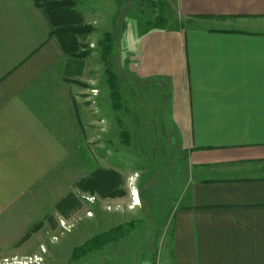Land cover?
Listing matches in <instances>:
<instances>
[{"label": "crops", "instance_id": "0c3cea01", "mask_svg": "<svg viewBox=\"0 0 264 264\" xmlns=\"http://www.w3.org/2000/svg\"><path fill=\"white\" fill-rule=\"evenodd\" d=\"M76 1L98 29L95 0ZM161 1L167 26L145 19L125 40L123 23L115 54L121 73L163 88L165 115L185 139L188 179L170 216L168 262L138 264H264V0ZM73 76L34 1L0 0V258L36 254L50 264L40 246L52 228L41 222L24 234L40 222L29 204L60 173L70 154L63 140L76 136Z\"/></svg>", "mask_w": 264, "mask_h": 264}, {"label": "rangeland", "instance_id": "374dc122", "mask_svg": "<svg viewBox=\"0 0 264 264\" xmlns=\"http://www.w3.org/2000/svg\"><path fill=\"white\" fill-rule=\"evenodd\" d=\"M139 2L147 12L150 10L143 0H118V14L112 27L108 26L107 8L114 7L113 0H95L94 6L102 11L98 29L85 23L82 17L85 24L92 26V31L78 38V53L83 57L78 60L80 72H76L70 83L79 107L76 136L63 140L70 154L62 162L60 173L50 174L40 194H36L38 199L29 204L37 211L34 216L39 215L40 222H35L24 234V240L28 239L41 222L55 227L44 236L45 246H40V251L49 255L50 264H138L149 257L168 262L170 216L188 179L187 149L179 128L165 115L163 88L154 83L136 82L121 73L122 64L115 53L119 48V33L125 27L123 23L127 24L123 32L126 40L148 19L147 12L136 10ZM81 7L79 4L78 8ZM78 8L76 5L79 11ZM128 13H139L142 20L129 19ZM152 13L150 20L155 24L156 13ZM106 32L111 33L114 45L104 60L100 42ZM108 66L116 77L118 107L114 106L108 84ZM65 74L72 76L71 72ZM97 168L119 174L121 195L101 196L78 189V182ZM133 192H137L138 198H134L137 204L133 202ZM67 194L78 199L76 207L60 204ZM58 205L64 211H59ZM135 219H141L142 225L117 244L77 260L71 258L72 238L78 246L100 231ZM70 232L72 240L68 244ZM42 261L44 258L36 254L0 258V264H43Z\"/></svg>", "mask_w": 264, "mask_h": 264}, {"label": "trees", "instance_id": "16d2710c", "mask_svg": "<svg viewBox=\"0 0 264 264\" xmlns=\"http://www.w3.org/2000/svg\"><path fill=\"white\" fill-rule=\"evenodd\" d=\"M35 6L45 15L49 25L50 37H55L60 45L63 54L67 60L73 64L74 72H80V62L83 54L78 53L80 47L78 38L92 31V26L83 22L81 13L76 9V0H33ZM148 3L150 12L156 13V23L146 19L148 27L165 28L167 20L164 18V3L162 1L154 2L153 0H143ZM103 47L102 59L107 60L113 49V40L110 32L104 33V40L100 42ZM108 84L111 87V96L115 107H118V94L116 91V77L113 76L108 66L106 69ZM119 174L116 171L97 168L88 176L78 182V189L82 191L96 192L101 196L121 195ZM64 206L76 207L77 198L67 194L63 199ZM59 203V202H58ZM59 207V205H58ZM59 211H64L61 206ZM142 225L141 219H135L128 222L119 223L111 226L107 230L100 231L92 235L89 239L75 247L72 251L71 258L74 260L87 256L90 253L101 250L108 245H115L120 240L130 236L132 232Z\"/></svg>", "mask_w": 264, "mask_h": 264}, {"label": "built area", "instance_id": "2783aa9c", "mask_svg": "<svg viewBox=\"0 0 264 264\" xmlns=\"http://www.w3.org/2000/svg\"><path fill=\"white\" fill-rule=\"evenodd\" d=\"M132 196H133V202H134V201H135L134 198L137 196V192H136V193L133 192ZM134 203H135V202H134ZM6 264H12V263H9V262H8V263H6Z\"/></svg>", "mask_w": 264, "mask_h": 264}, {"label": "bare ground", "instance_id": "6f19581e", "mask_svg": "<svg viewBox=\"0 0 264 264\" xmlns=\"http://www.w3.org/2000/svg\"><path fill=\"white\" fill-rule=\"evenodd\" d=\"M136 197L138 198V196H136ZM137 198H136V199H137ZM135 201H136V200H135ZM137 202H138V201H136L135 204H137Z\"/></svg>", "mask_w": 264, "mask_h": 264}]
</instances>
